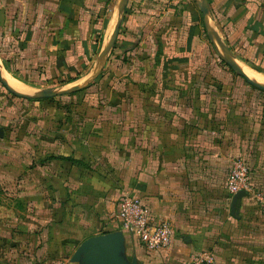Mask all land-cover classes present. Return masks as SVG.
Instances as JSON below:
<instances>
[{"label":"crops","instance_id":"obj_1","mask_svg":"<svg viewBox=\"0 0 264 264\" xmlns=\"http://www.w3.org/2000/svg\"><path fill=\"white\" fill-rule=\"evenodd\" d=\"M115 1L0 0L7 69L41 88L82 77ZM209 1L241 66L264 83L252 69L264 65V0ZM208 37L192 0H130L112 60L85 91L94 96L70 114L0 81V250L35 253L40 229L43 251L58 229L74 242L105 234L127 192L175 231L165 257L124 234L130 264H187L205 251L215 264H264V203L249 195L234 212L225 187L243 157L264 194V95L212 56Z\"/></svg>","mask_w":264,"mask_h":264},{"label":"water","instance_id":"obj_2","mask_svg":"<svg viewBox=\"0 0 264 264\" xmlns=\"http://www.w3.org/2000/svg\"><path fill=\"white\" fill-rule=\"evenodd\" d=\"M129 2L130 0L115 1L98 56L90 70L82 77L66 84L50 88L32 86L11 74L3 58L0 56L1 83L7 91L14 96L28 100L56 98L88 88L103 74L114 53ZM196 2L203 17L206 32L221 59L228 64L236 74L246 79L249 84L264 90V83L247 75L241 67V63H239L233 54L232 49L223 39L213 16L210 1L196 0ZM13 81L18 83L19 86ZM2 132L3 130H0V137H3ZM246 196L247 193L244 191L234 196L232 204L234 212L241 206V201ZM125 252L126 238L124 233L118 230L86 239L76 250L72 261L79 264H130L124 256ZM132 264H137V259H134Z\"/></svg>","mask_w":264,"mask_h":264},{"label":"built area","instance_id":"obj_3","mask_svg":"<svg viewBox=\"0 0 264 264\" xmlns=\"http://www.w3.org/2000/svg\"><path fill=\"white\" fill-rule=\"evenodd\" d=\"M225 187L231 198L244 191L247 196H255L259 202L264 203V194L253 185L251 164L246 158L235 157L231 160ZM114 222L117 231L131 235L153 257H165L173 244L175 231L171 222L153 220L148 206L137 195L125 192L118 199ZM215 263V253L205 251L197 254L187 264Z\"/></svg>","mask_w":264,"mask_h":264},{"label":"rangeland","instance_id":"obj_4","mask_svg":"<svg viewBox=\"0 0 264 264\" xmlns=\"http://www.w3.org/2000/svg\"><path fill=\"white\" fill-rule=\"evenodd\" d=\"M111 16V15H110ZM219 28V26H218ZM220 32L221 29L219 28ZM107 31V29H106ZM106 31L104 33L103 39L105 37ZM222 35V33H221ZM224 39V37H223ZM225 40V39H224ZM226 41V40H225ZM103 42V40H102ZM233 54L235 55L236 59L239 61V63L245 65V61L246 57H242L243 52H241L240 50L236 51V48H234ZM212 56H216L215 51L213 50V53L211 52ZM98 56V54H97ZM97 56L91 61L90 63V67L84 71V74L87 73L90 68L93 66ZM219 56V55H218ZM264 57V54L263 56ZM264 60V59H263ZM257 68H252L254 69L256 72H258L259 74H261L264 77V65L262 63H259L257 65ZM248 67V66H247ZM69 80V79H68ZM53 87V86H50ZM48 87V88H50ZM255 92H259L261 95H264V92L258 91L253 89ZM85 93V94H84ZM84 96V99H89L92 98L94 95V91L91 93L86 94V92H82L76 96H70V97H63L62 99H59L60 104L63 103H72V102H77L80 101V96L82 95ZM79 98V99H77ZM55 209V208H54ZM39 230V228H38ZM44 230L43 229L41 231H37L40 232L41 236V240H37L36 243V250L35 253H27L26 249H22L23 246H20L19 248L14 247L12 248L10 247H5L2 250H0V264H79L76 262L72 261V258L76 252V250L78 249V247L82 244V242H84L86 239L92 237L90 234V236H85L83 239L84 240H78L76 242L71 241L68 235H71L68 232H63L61 230L58 229V232H52V238L49 241V244H47L46 251L44 250V243L47 242V234L44 237ZM81 243V244H80Z\"/></svg>","mask_w":264,"mask_h":264},{"label":"trees","instance_id":"obj_5","mask_svg":"<svg viewBox=\"0 0 264 264\" xmlns=\"http://www.w3.org/2000/svg\"><path fill=\"white\" fill-rule=\"evenodd\" d=\"M192 1H194L196 4H197V2H196V0H192ZM198 5V4H197ZM212 9V8H211ZM212 12H213V10H212ZM214 16V15H213ZM205 33L207 34V32H206V29H205ZM209 38V37H208ZM210 39V38H209ZM228 44V43H227ZM215 49V48H214ZM216 50V49H215ZM112 56H113V54H112ZM112 56H111V58H110V60H109V62L112 60ZM108 62V63H109ZM222 63L226 66V68H227V70H229L230 72H232V73H234L236 76H237V78H240L241 80H243L244 81V83L247 85V86H249L251 89H255V90H258V91H261V92H264V90H261L260 88H257V87H255V86H253V85H251V84H249L247 81H246V79H244L243 77H241L240 75H238V74H236L235 72H234V70L228 65V64H226L223 60H222ZM108 65V64H107ZM253 68H257L256 66H252ZM76 78H71V79H69V80H61L62 82H59L60 84H59V86L60 85H63V84H66V83H68V82H70V81H73V80H75ZM97 81V80H96ZM96 81L93 83V84H91L88 88H90V87H92V86H94V84L96 83ZM58 86V85H57ZM88 88H86V89H84V90H82V91H79V92H76V93H73V94H70V95H65V96H61V97H56V98H48V99H37V100H29V101H45V100H48V101H53V102H59V99H62L63 97H72V96H75L76 94H79V93H82V92H84V91H86ZM23 99V98H22ZM26 100H28V99H26ZM76 102H72V103H63V104H60V102H59V105L61 106V108H63V109H66V113H71V109H72V106H70V104H75ZM68 160H69V158H68ZM73 163H76V161H75V159H70ZM116 229H111V230H106L105 232L103 231V232H101V233H109V232H113V231H115ZM91 234H94V233H91Z\"/></svg>","mask_w":264,"mask_h":264},{"label":"bare ground","instance_id":"obj_6","mask_svg":"<svg viewBox=\"0 0 264 264\" xmlns=\"http://www.w3.org/2000/svg\"><path fill=\"white\" fill-rule=\"evenodd\" d=\"M242 67V66H241ZM243 68V67H242ZM244 69V68H243ZM244 71L247 73V75L249 76V77H251V78H253V79H255V80H257L255 77H253L251 74H249L245 69H244ZM16 85H18L19 86V84L18 83H16L15 81H13Z\"/></svg>","mask_w":264,"mask_h":264}]
</instances>
